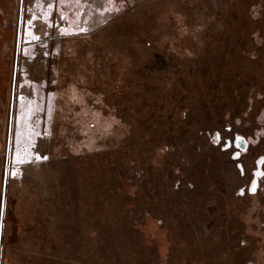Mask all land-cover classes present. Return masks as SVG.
I'll list each match as a JSON object with an SVG mask.
<instances>
[{
  "label": "rangeland",
  "instance_id": "374dc122",
  "mask_svg": "<svg viewBox=\"0 0 264 264\" xmlns=\"http://www.w3.org/2000/svg\"><path fill=\"white\" fill-rule=\"evenodd\" d=\"M24 1L15 112L0 113L1 264H249L264 0Z\"/></svg>",
  "mask_w": 264,
  "mask_h": 264
},
{
  "label": "crops",
  "instance_id": "0c3cea01",
  "mask_svg": "<svg viewBox=\"0 0 264 264\" xmlns=\"http://www.w3.org/2000/svg\"><path fill=\"white\" fill-rule=\"evenodd\" d=\"M20 5L19 23H17L15 19L16 0H0V113H5L7 99L10 103V113L15 112L19 70L18 50L21 38H23L22 19L25 13V1L21 0ZM236 140L238 141V137ZM238 145L239 142L235 143V148L238 149ZM233 159L236 162L239 160V165L242 168L240 154L234 153ZM238 196L244 197L245 195Z\"/></svg>",
  "mask_w": 264,
  "mask_h": 264
},
{
  "label": "trees",
  "instance_id": "16d2710c",
  "mask_svg": "<svg viewBox=\"0 0 264 264\" xmlns=\"http://www.w3.org/2000/svg\"><path fill=\"white\" fill-rule=\"evenodd\" d=\"M219 79V78H218ZM219 86V85H218ZM217 86V88L219 89V87ZM238 133V132H237ZM237 137H238V139H241V137H239L238 136V134H237ZM246 143V149L245 148H243L242 147V144L240 145L239 144V150H240V157H241V160H242V166H243V171H244V174H245V176L247 175V171H246V167H245V163L243 162L244 161V159L246 158V156L249 154V152H250V149H251V147H253V145H251L252 144V141H246L245 142ZM258 150V149H257ZM263 156L262 155H260V156H258L257 158H255V162H253V163H258V160L260 159V158H262ZM121 164H124V163H121ZM255 166V165H254ZM254 171H255V169H252V171L250 172V174H251V176L254 174ZM193 189H195V190H198V188L197 187H195V186H193ZM248 192H249V194H250V196H254L253 195V184H252V179H250L249 181H248ZM257 194H259V192H257L255 195H257ZM142 223H143V221H142ZM144 227V226H143ZM243 228V227H242ZM241 228V229H242ZM243 230L244 229H242V232H243ZM246 232H247V226H246V229L244 230V232H243V236H246ZM253 234V233H252ZM263 237H264V233H263ZM148 239V238H147ZM250 242V241H249ZM248 242V243H249ZM248 243H246V241H245V245H247ZM152 245H153V243H152ZM55 246V245H54ZM252 247H254V245L252 244ZM256 248V252H255V255L258 253V254H260V255H264V242H262V244L261 243H257V246L255 247ZM255 248L253 249V250H255ZM56 253V255H58L59 256V254L57 253V251L55 252ZM54 253V254H55ZM255 255H254V257H255ZM254 257H253V259H254ZM253 259L249 262V264H259V262L257 263V262H255V261H253ZM160 261H159V259H157V260H155V261H153V263L152 264H166V263H159Z\"/></svg>",
  "mask_w": 264,
  "mask_h": 264
},
{
  "label": "water",
  "instance_id": "95a60500",
  "mask_svg": "<svg viewBox=\"0 0 264 264\" xmlns=\"http://www.w3.org/2000/svg\"><path fill=\"white\" fill-rule=\"evenodd\" d=\"M10 138H11V132H10ZM10 149L11 148L9 144V147H8L9 153L7 157V165H6V170H5L4 192H3V201H2V208H1V219H0V264H1V258H2V239H3V234H4L5 215H6V193H7L9 172H10Z\"/></svg>",
  "mask_w": 264,
  "mask_h": 264
},
{
  "label": "flooded vegetation",
  "instance_id": "af4514ba",
  "mask_svg": "<svg viewBox=\"0 0 264 264\" xmlns=\"http://www.w3.org/2000/svg\"><path fill=\"white\" fill-rule=\"evenodd\" d=\"M238 149H239V145H238ZM238 153L240 154V150H238ZM242 169H243V166H242ZM257 171H254V174H256ZM243 174H244V171H243ZM245 176V174H244ZM252 184H253V187L255 186V179L252 180ZM246 188H247V191H248V184H246ZM256 190L253 191V193H255Z\"/></svg>",
  "mask_w": 264,
  "mask_h": 264
},
{
  "label": "snow or ice",
  "instance_id": "6c2138e0",
  "mask_svg": "<svg viewBox=\"0 0 264 264\" xmlns=\"http://www.w3.org/2000/svg\"><path fill=\"white\" fill-rule=\"evenodd\" d=\"M255 190V187H253V191Z\"/></svg>",
  "mask_w": 264,
  "mask_h": 264
}]
</instances>
